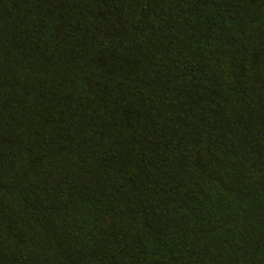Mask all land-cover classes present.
<instances>
[{"label":"trees","instance_id":"1","mask_svg":"<svg viewBox=\"0 0 264 264\" xmlns=\"http://www.w3.org/2000/svg\"><path fill=\"white\" fill-rule=\"evenodd\" d=\"M0 264H264V0H0Z\"/></svg>","mask_w":264,"mask_h":264}]
</instances>
